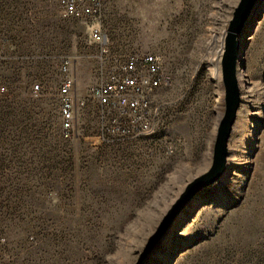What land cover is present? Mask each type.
I'll use <instances>...</instances> for the list:
<instances>
[{
    "label": "rangeland",
    "instance_id": "374dc122",
    "mask_svg": "<svg viewBox=\"0 0 264 264\" xmlns=\"http://www.w3.org/2000/svg\"><path fill=\"white\" fill-rule=\"evenodd\" d=\"M100 1V18L74 19L59 0H0V264H135L212 166L240 0ZM247 37L227 170L144 264H264V0ZM136 53L156 54L168 80L150 99L153 132L129 141L109 133L91 88L103 60ZM68 74L78 106L67 137L59 90Z\"/></svg>",
    "mask_w": 264,
    "mask_h": 264
},
{
    "label": "built area",
    "instance_id": "2783aa9c",
    "mask_svg": "<svg viewBox=\"0 0 264 264\" xmlns=\"http://www.w3.org/2000/svg\"><path fill=\"white\" fill-rule=\"evenodd\" d=\"M59 5L66 18H100L102 3L100 0H59ZM102 55L106 53L103 33L100 29L93 32ZM73 62L66 60L60 65L64 73H69ZM98 84L91 88V97L101 108L103 121L114 127L110 134L118 135L129 141H137L144 134L150 133V124L145 122L149 114L148 98L168 77L163 71L159 57L153 53H136L124 60L108 64L103 60L100 66ZM39 84L34 87L35 91ZM62 128L68 137L74 130L77 114V80L68 74L61 82Z\"/></svg>",
    "mask_w": 264,
    "mask_h": 264
},
{
    "label": "water",
    "instance_id": "95a60500",
    "mask_svg": "<svg viewBox=\"0 0 264 264\" xmlns=\"http://www.w3.org/2000/svg\"><path fill=\"white\" fill-rule=\"evenodd\" d=\"M261 0H240L230 21L222 59V77L225 88V111L218 127L210 169L188 183L180 197L163 216L148 239L135 264H144L155 248L167 236L177 218L206 188L217 182L226 172L229 157V141L241 104L240 65L243 54L241 37L248 25L257 16Z\"/></svg>",
    "mask_w": 264,
    "mask_h": 264
},
{
    "label": "bare ground",
    "instance_id": "6f19581e",
    "mask_svg": "<svg viewBox=\"0 0 264 264\" xmlns=\"http://www.w3.org/2000/svg\"><path fill=\"white\" fill-rule=\"evenodd\" d=\"M250 28H251V25H248L246 27L245 31H244V37L242 38V44L243 45H246L247 44V40H248L247 33L249 32ZM243 58H244V55L242 54L241 62H240L241 63V66H243ZM215 72H216V69H215ZM150 99H151V97L148 98V110H149V114H145V122H146V124H150V133H152L153 132L152 121H153V119H154L155 116L153 115V113L151 111V100Z\"/></svg>",
    "mask_w": 264,
    "mask_h": 264
}]
</instances>
